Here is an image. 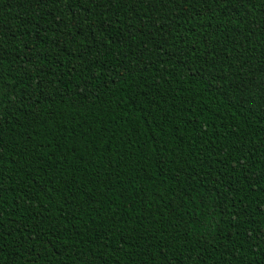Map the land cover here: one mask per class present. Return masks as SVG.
Segmentation results:
<instances>
[{"label":"trees","instance_id":"trees-1","mask_svg":"<svg viewBox=\"0 0 264 264\" xmlns=\"http://www.w3.org/2000/svg\"><path fill=\"white\" fill-rule=\"evenodd\" d=\"M0 264H264V0H0Z\"/></svg>","mask_w":264,"mask_h":264}]
</instances>
